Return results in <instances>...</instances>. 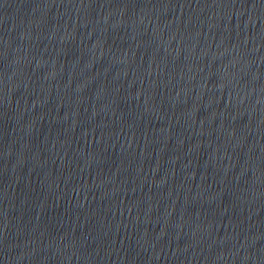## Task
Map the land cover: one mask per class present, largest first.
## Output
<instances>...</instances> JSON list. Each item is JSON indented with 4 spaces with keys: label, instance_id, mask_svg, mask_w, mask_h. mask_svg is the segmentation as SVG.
Listing matches in <instances>:
<instances>
[{
    "label": "water",
    "instance_id": "water-1",
    "mask_svg": "<svg viewBox=\"0 0 264 264\" xmlns=\"http://www.w3.org/2000/svg\"><path fill=\"white\" fill-rule=\"evenodd\" d=\"M264 136V0H3Z\"/></svg>",
    "mask_w": 264,
    "mask_h": 264
}]
</instances>
